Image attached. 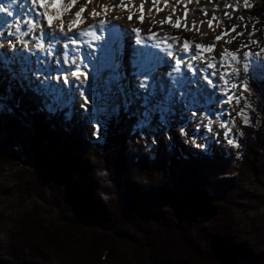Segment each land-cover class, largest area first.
<instances>
[{"label": "trees", "instance_id": "16d2710c", "mask_svg": "<svg viewBox=\"0 0 264 264\" xmlns=\"http://www.w3.org/2000/svg\"><path fill=\"white\" fill-rule=\"evenodd\" d=\"M40 99L0 85V264H264V90L239 155L128 136L124 112L100 144Z\"/></svg>", "mask_w": 264, "mask_h": 264}, {"label": "bare ground", "instance_id": "6f19581e", "mask_svg": "<svg viewBox=\"0 0 264 264\" xmlns=\"http://www.w3.org/2000/svg\"><path fill=\"white\" fill-rule=\"evenodd\" d=\"M16 1L17 0H11V1L2 0L0 2V23L5 19H6L5 23L7 22L8 18L6 16H8L10 10L12 13V9H13L11 3H15ZM41 2L43 4V0H41ZM65 2L66 0H53L51 5L52 7L51 9L48 8L47 14L45 15L44 19H41V17L36 19L35 16L30 17L31 19L29 21L31 25L34 26V27L32 26L29 27L31 28L32 31L35 32L37 28L41 27L43 22H45L46 27L49 29L51 28L50 32H52V34L54 33L53 36L56 37L54 43L55 46H51V48H49L46 46V44H48L49 41L53 42L51 36H47V33L45 32L43 27L42 30L38 32V36L36 37L39 44L38 45L39 51L41 53V56L36 57L38 58L36 59L38 60L37 63L39 67L38 69L41 70V72H38L37 70L38 73H42V74L50 73L49 70L43 71L41 64L44 63L47 69V67L53 65L51 63V59L53 56L56 57V60L61 59L62 61H65L69 65H71L70 66L71 69H69V71L72 73V71L78 67V63L81 60V57L79 56L80 47L91 46L90 47L91 52H89L88 49L86 50L87 53L89 52V54L86 55L88 57V60H90L89 65H87L88 77H89L87 84H89V82L92 83L91 90L89 92H84V89L87 87V84L81 86L79 82H77V79L71 73L70 76L69 75L67 76L68 80L67 82H65V87H69L73 82H75L79 86L77 89L78 93L80 89V93L83 95L81 96L79 93V97H81L84 102L86 99L88 102H92L94 104L96 103L95 105L97 106L98 109H100L101 115H103L102 113L105 112L106 108H104V105L101 103L97 104V98L96 95H94L95 94L94 85L95 82H98V80H96L98 74H100V72L105 73L104 69L106 68L107 69L106 73L109 76V78L112 79L111 82L113 83L115 82L124 83L126 79L129 78L132 81L128 83V89L129 90L132 89V91L139 92V88L141 84V77L139 75V71L141 70L143 72L144 67L149 66L147 57L153 54L157 59H159V62L156 64L154 69L155 72L153 73V76H151L153 77V82L159 84L160 87L167 88L168 81L172 80L171 89L173 88L177 89L182 96V99L178 101L180 102L179 105H186V106L188 105L187 108L192 111H196L197 108L201 107L203 109V116H204L201 119L205 120V122L208 124L209 129H213L214 127L221 126L223 128V131L225 132V138L227 139L226 142L231 143L228 139H232L234 141L233 146L236 145L239 146L241 142V136L239 135L240 132L235 126L233 121L234 114H236L235 107L236 105H238V101L234 99L235 98L234 96H236L238 92L236 94L237 90L233 88L232 85L238 84L241 81V73L236 65L239 64L241 61L246 64L253 65L254 61L256 60L255 55L249 53L247 58L243 56V58L241 59L237 58L236 55H235L236 58L233 59V54H224L223 52L222 54L218 55V52L223 49H226V45L228 44L226 38H224L223 36H219L220 39L217 40L216 38L218 36L216 35L214 38L215 41L211 43V46H206L202 42L196 43L195 42L196 39L195 40H193L192 38L189 39L185 35L182 38L173 36L175 34V31H178L177 30L178 28L181 27L184 28L188 26L191 27V26L189 25L187 19L188 13H185L184 17L176 20V22L173 21L168 16V14H170L171 11L169 0H161L160 2L156 1L155 2L156 5L154 8H151L153 6L150 5L143 7L139 0L138 3H134V5L130 7L128 10L140 13V16L139 17L137 16L134 19V17H132L131 15L121 16L123 14L119 12L121 14L119 15L118 18L120 22L119 24L120 26H117L118 25L117 23L119 22L114 23V22L104 21L103 23H98L96 19L97 11L95 12L92 11L88 15L89 20L90 17L92 18L90 21L88 20L89 24H86L87 19L81 18L80 19L81 22L83 21L82 26L79 27L75 24L67 26L66 30L68 32H74L75 30L78 31L76 32L75 39L73 38L70 45L65 44L64 41L62 42V45L64 46L63 51L60 53V55H57L59 53V51L55 52V48L56 47L58 48L59 46L57 40H60L64 36V32H65L61 19L62 14L67 10V6H65ZM247 6L248 4H244V7ZM21 10L25 12L27 9L22 8ZM78 18L80 17L78 16L77 18H75L74 21H76V19ZM19 19H22L23 23H21V20ZM19 19H18L19 27L17 28L16 31L20 34L17 35V37H24L25 30L22 29V25H24V21L26 20V18L25 19L19 18ZM153 20H158L159 26L157 24L156 27L155 24L153 23ZM57 22H59L58 25ZM53 26L59 27L60 32H53L52 31ZM61 29H63V31H61ZM69 29H71V31H69ZM191 29L194 32L200 34V37L202 38L203 35H209V34L211 35L215 31L216 26L214 27L212 24L209 25L208 23L199 26H193L191 27ZM129 31L130 34L128 33ZM156 31L159 32H157L156 34ZM104 32L106 33V37H102V34ZM171 32L174 34H172ZM137 34L138 36H136ZM129 35H134V37L128 38ZM143 35H147L146 38H144ZM150 35L151 36L154 35L157 37L161 36V39L163 38L166 39L167 43L169 44L174 42L175 39L178 42H180V44L171 51H168L169 47L167 44L164 45L154 44L153 49H150L145 45L147 44V42L145 41L149 40ZM124 42H129V43L124 44ZM102 43L104 44V47H106L107 49L101 48L100 45ZM123 45L129 47L128 49L130 50L129 52L130 54L134 51L133 59L136 57V59L138 60L141 59L143 62H145L142 64V68H139L137 65H135V63L132 65L131 68L129 66V61L128 63L123 61V58L121 56L123 51V49L121 48L123 47ZM136 46L139 48L137 51H135ZM45 54L48 56H45ZM242 62L241 64H243ZM47 64L49 65L47 66ZM63 65L65 66V64ZM182 65H185L187 68L186 74L181 73ZM261 66L264 68V63H262ZM54 67L57 69L55 63H54ZM60 67L58 68L59 69L63 68ZM92 68L96 69L97 71L92 72L91 71ZM65 69H67V67ZM191 69H195L193 73H191ZM58 71L57 73H59L63 78L68 73V70L66 72H64L63 70L59 72ZM237 72L239 73V75L236 74ZM173 73L174 76H172ZM189 74L192 75L191 78L189 77ZM37 76H41V75L37 74ZM203 79H205L206 81H204ZM191 80L194 81L197 80L196 84L198 86L202 85L204 87L203 91L201 92L202 93L201 97L199 96V98L202 100L200 104H198L199 98L196 96V93L193 92V88H190L189 83ZM219 83L222 84L220 85ZM207 85H209V87H207ZM50 86H52V84L46 81L45 88L50 89ZM106 86L109 87L107 83ZM212 86L215 87L213 92L215 94V97L213 99H209L205 95V91L211 89ZM238 88H239L238 91L241 92L242 87L240 84H238ZM63 89L64 87H62V90ZM150 94H151V98H144V99L149 101L151 104L154 103L155 100L159 97L160 91L158 89H151ZM218 94L220 95L218 96ZM53 95L55 100H57L59 103H62L63 100L61 98L58 99V97L62 95V91L56 90V93ZM177 95L178 94L175 95L176 100H178ZM223 95H224V99L222 100V102H220L221 96ZM228 96H230L229 100L233 98L234 101L233 99L231 101H228L227 100ZM121 99H118V102H116L115 100V104L113 108L112 106L110 108L111 112L113 111L116 112V108L117 106L120 105ZM146 100L143 103L145 104L144 106L152 108L153 110L149 111L151 115L148 112L147 113L145 112V114L147 115L146 117H144L146 118V120L145 119H144L145 121L143 120L145 124L144 126L143 125L139 126L140 128H149L150 126H153L157 123L153 121V114H159L161 116V120L166 121L167 117H165V115H167L170 112V110L173 109L171 105L175 104V103L171 105L167 104L166 107H160L155 105L150 107L147 106L150 104ZM165 100L168 103L171 101V95H169V93L165 96ZM194 100L196 102H194ZM207 100L208 102H204ZM235 101L237 102L236 105L233 104V102ZM65 103H70L71 105L67 106L65 105ZM73 104H74V99L69 98V101L63 102L62 107L63 108L72 107ZM99 104L101 105L99 106ZM145 109L146 111L149 110L147 108ZM247 110L248 108L245 109V112H247Z\"/></svg>", "mask_w": 264, "mask_h": 264}, {"label": "rangeland", "instance_id": "374dc122", "mask_svg": "<svg viewBox=\"0 0 264 264\" xmlns=\"http://www.w3.org/2000/svg\"><path fill=\"white\" fill-rule=\"evenodd\" d=\"M68 1H69V3H68ZM156 1L160 2L161 0H142V1L140 0L143 7L150 5V6H153L151 8L155 7ZM182 1H184V2H182ZM49 2L52 5L53 0H50ZM138 2H139V0H66L65 6H67V10H66V12H64L62 14V17H61L63 28L67 29L68 25H73V24H75L79 27L82 26L83 21L81 22V20H80L81 18L87 19L86 24H89V21L92 18L90 17V20H89L88 15L92 11L93 12L97 11V18L96 19H97L98 23H103L104 21L114 22V23L119 22L118 18H119V15H121V14H123L121 16L131 15L135 19V17L140 16V13L135 12V11H129L128 9L130 7H132L134 5V3H138ZM169 2H170L171 11H170V14H168V16L173 21L176 22V20L184 17L185 13H188L187 19H188L189 25L191 27L199 26V25H203V24H208L210 20L212 21V25L214 27L216 26V29L214 31L215 33L213 32L211 35L210 34L209 35H203L202 38L200 37V34H198L197 32H194L191 29V27H189V26L184 27V28L181 27V28L177 29L178 31H175V34L171 32L172 34L177 35L176 37L182 38L185 35L189 39L190 38H192L193 40L196 39L195 40L196 43L202 42L206 46H211V43H213L215 41L214 38L216 35L218 37L223 36L224 38H226L228 44L226 45V49H223V50L218 52V55L222 54V52L224 54H231L229 52H232V53L235 52L234 54L235 55L238 54V58L241 59V58H243L245 52H247V53L253 52L256 54L259 53V55H257V56H262L261 59L264 60V34L261 32L260 28L257 27L258 24H257L256 20L249 15V12L252 10L253 5H254L253 2H251V1L248 2V0H169ZM244 4H248V6L244 7ZM51 5L48 6L49 9H51V7H52ZM36 7H37L36 5L33 7L32 6H22L21 7V9L22 8L27 9L25 11L26 13L23 10H21V11H23V14L25 13L23 15V19L26 18V20L24 21L25 26L28 24V22L30 23V21H29L31 19L30 17L35 16L36 19L39 18V17H37L38 13L36 11ZM48 8H47V11H48ZM47 11H46V13H44L41 16V19H44L45 15L47 14ZM80 13H82L83 16ZM84 14H85V17H84ZM77 15L80 18H78V19H76V21H74L75 18L78 17ZM213 17H215L216 19L213 20ZM20 18H22V17H20ZM19 20H21V23H23L22 19H19ZM58 23L59 22H57V25H58ZM153 23L157 27L158 20H153ZM117 24H118L117 26H120L119 25L120 22ZM30 26H32L31 23L28 25L27 29L26 28L24 29L25 30V36L22 38V40L19 42H16V45H13L12 47H9V42L11 41V38L13 37V33L0 38V53H1L0 58L4 60V67L5 68H6L7 63H8L7 59L10 56L8 51L12 52V51H14V49L16 50V46H17V48L26 49V50H30L32 47H36V44H38V40H37L36 36H38V32L42 30V27L45 30V32L47 33V36H51V38L53 39V42L49 41V43L46 44V46L49 48H51V46H55L54 43H55L56 37L53 36L54 33L52 34V32H50L51 28L49 29L46 27L45 22H43L42 26L38 27L39 29L37 28V30L35 32L32 31L31 28H29ZM158 26H159V24H158ZM4 27L5 26H3V28ZM32 27H34V26H32ZM233 27H235V31H232ZM163 29H165V28H163ZM0 31H2L1 28H0ZM52 31L53 32H60V29H59V27L53 26ZM77 31L78 30H75L74 32H68L67 31L64 35V38H61L62 40L61 39L57 40L58 45L61 44V42H63V41H65V43L69 42L70 41L68 39V38H70L69 35H72L71 37L73 38V36L76 34ZM157 32H159V31H156V34H157ZM128 33L130 34V31ZM14 34L19 35L20 33L15 32ZM133 34H134V32H133ZM136 36H138V34ZM130 37L133 38L134 35H129L128 38H130ZM144 38H146V37L144 36ZM50 42L52 44H50ZM126 43L128 44L129 42H124V44H126ZM3 45H4V49L2 51L1 47ZM128 48L129 47L128 46L126 47V45L125 46L123 45V47L121 48V49H123L121 56L123 58V61H125L127 63H128V60H126V59H128L130 56V53H129L130 50ZM138 49L139 48L136 46L135 51H137ZM14 52H18V51H14ZM60 53L61 52H59L57 55H60ZM13 54L18 55V53H13ZM45 56H48V55L45 54ZM17 62H19V60L14 58L11 61V67L12 68H10L9 66L7 67L8 69L6 68L8 70V72L12 70V72L14 74L10 73V72L6 73L5 69L1 65H0V73L5 74L6 77L18 76V80H20L21 78L24 80V78H23L24 75H21V72L14 68L16 66ZM33 62H34V60H33ZM241 62L239 63V69H240V73H241L240 84L242 85L241 87H243V84H245V83L247 84L248 89H249V94L246 93L248 91H245L242 88L241 92L238 93L235 97L236 100H239V104L235 108L236 114L234 115L235 120L233 119V121H235L234 124L238 130H239L238 125H240V123H246L249 119V113L251 111H253V109L254 110L256 109L257 99L260 96L259 85L261 82H264V74L256 69V68H259V65H256L255 63H253V65H251V66L248 65L247 66L248 70H247V72H245L244 71L245 64L243 62H242L243 64H241ZM51 63L53 65H51V66L47 67V69L45 68V70H43V71L49 70V72H50L49 74L38 73V72H41V70L33 68L34 64H31L30 71H28L29 67H27V66L23 67L22 71H24L26 76H28L29 78H31L32 76L35 77V79L31 83H29V79H26V78L23 81V85H25V83L27 82V85H26L27 86V94L31 93L33 88L36 87L33 85L35 83H37V81L40 79V77H43L44 81H48V82H50V84H52V86H50V90H48V92H50L51 94H55L56 90L62 91V95L58 97V99L61 98L63 100L62 103H60L61 105L63 104L64 101L68 100V98H70V97L74 99L73 106L68 108L69 109L68 115H70L72 112L73 113L75 112L79 116H82L84 118L85 122H88L92 118V121L94 120L93 123L95 125V128L99 129V132L104 131L103 129L105 128V124L108 121H110L114 116H120V110H123L124 112H126V114L128 116H131L132 121L134 120L133 123L129 124L130 126H127V128H125L124 132L128 136L130 133H133L136 128H140L139 126H142V125L144 126V124H145L144 121L146 120V118H144V117L147 116L145 114V112L146 113L148 112L151 115V113L149 111H151L153 109L149 108V107H145L144 106L145 104H143L146 99L142 98L140 96L139 92L132 91V89L131 90L128 89V83L132 80L127 78L124 83L123 82L113 83V82H111L112 79H110L106 73V71H107L106 68L104 69L105 73L100 72V74H98V77L96 78V80H98V82H95V85H94L95 86V90H94L95 94L94 95H96L97 104L98 103L103 104L104 108H106L105 112H103L102 113L103 115H101L100 109H98L97 106L95 105L96 103L94 104L92 102H88L86 106L82 107V105H85V102L83 101V99L81 97H79L80 89H79V93L77 91L79 86L75 82H73L71 84V86L65 87L64 78L59 73H57L58 70L59 71L63 70L64 72H66L68 70V73L66 76H68V75L70 76L71 72L69 71V69H71L70 68L71 65H69L65 61H62L61 59L56 60L55 57H53L51 59ZM54 63L57 66V69L54 67ZM42 64H44V63H42ZM63 64H65L67 69H65L66 67ZM48 65L49 64H47V66ZM60 66L63 67L65 70L63 68L59 69L58 67H60ZM33 70L36 72H34ZM37 70H38V72H37ZM91 71L96 72L97 70L92 68ZM37 74L41 75V76H37ZM56 75H57V77H56ZM44 81H42V82H44ZM13 82L14 81L11 80L10 84L12 85ZM77 82H79V81L77 80ZM106 83H107V85H109V87L106 86ZM120 83H122V84H120ZM136 86H138V85H136ZM62 87H64L63 90H62ZM89 87L84 89V92H89L91 90L92 83ZM119 87H120V89H119ZM55 88H56V90H55ZM37 92L38 93L40 92V94L44 95V92L42 90L38 89ZM80 95L83 96L81 93H80ZM122 97H124V98H122ZM53 98H54V95H53ZM47 99L50 100L49 97H47ZM118 99H121L120 105L117 106L116 112L115 111L111 112L110 111L111 106L113 108V106L115 104V100H116V102H118ZM52 101H53V99H52ZM54 101L58 102L55 99H54ZM45 102H46V104H48L47 103L48 101H45ZM147 102H149V101H147ZM236 103L237 102L235 101V105H236ZM101 104H99V106ZM149 104H150V102H149ZM65 105L69 106L71 104L65 103ZM153 105L154 104L151 103L150 105H147V106L151 107ZM245 107L248 108L247 112H245V109H246ZM48 108H51V106L48 105ZM145 108H147L149 110L146 111ZM182 109H183L182 107L178 108V112H179V114H181V116H178V119H180L183 114H186V111H181ZM95 115H97L96 119L94 117ZM160 120H161V116L159 114H153V121L155 123L156 122L157 123L153 126H150L147 129L151 130L152 132H155L157 127H161L160 123L165 122L163 120L162 121H160ZM184 120L185 119L176 120L175 122L174 121L172 122L173 132L176 135L180 134L181 131H182V133L185 131L186 133H189V135L194 134V132H196L197 130L199 131L200 128L195 130V128H193L192 126L189 127L188 129L182 130L181 125H182V122ZM186 121H187V119H186ZM140 129H143V128H140ZM211 130H213V132H217V130H220L219 132H221V133H217L215 135H212V133L208 135L210 137L212 136L213 142L220 143V144H227L228 143V142L224 143L227 141V139L225 138V132L223 131V128L221 126L220 127H218V126L214 127ZM214 130H216V131H214ZM141 132H143V130ZM165 132L167 134L166 139H170L172 131L167 129ZM94 135H95V133H94ZM100 141H102V138H100L99 142Z\"/></svg>", "mask_w": 264, "mask_h": 264}, {"label": "snow or ice", "instance_id": "6c2138e0", "mask_svg": "<svg viewBox=\"0 0 264 264\" xmlns=\"http://www.w3.org/2000/svg\"><path fill=\"white\" fill-rule=\"evenodd\" d=\"M33 3H34V4L41 3V6H42V2H41V0H33ZM41 15H43V14L41 13ZM129 19H131V18H129ZM215 19H216V18L213 17V20H215ZM211 24H212V21L210 20V21H209V25H211ZM49 27H50V26H49ZM61 31H63V29H61ZM69 31H71V29H69ZM232 31H235V27H233ZM216 39L219 40L220 38L217 37ZM254 42H255V41H254ZM248 55H249V53H247V52L244 53L245 58H247ZM256 55H259V53H257ZM235 58H236V56H235V54L233 53V59H235ZM247 70H248V67H247V64H245L244 71L247 72ZM71 74H72V75H73V76L79 81V84H80L81 86L87 84V82H88V78H89V77H88V66L84 65L82 69H81L80 67H77L75 70L72 71ZM236 74L239 75L238 72H237ZM81 78H82V79H81ZM64 80H65V82H67V80H68V79H67V76L64 77ZM232 87H233V88H236V87H237V84H233ZM243 88H244L245 91H248V90H249V89H248V86H247L246 83L243 84ZM229 97H230V96L227 97V100H228V101H231L233 98H232L231 100H229ZM231 97H232V96H231ZM87 103H88V101L85 99V105H82V107L86 106ZM231 131H232V130H231ZM240 135H243V133H241ZM228 140L231 142L230 145H233V144H234V141H233L232 139H228ZM194 146L197 147V148H201V149L205 148V146H204V145H201V144H196V145H194ZM236 146L238 147V145H236Z\"/></svg>", "mask_w": 264, "mask_h": 264}, {"label": "water", "instance_id": "95a60500", "mask_svg": "<svg viewBox=\"0 0 264 264\" xmlns=\"http://www.w3.org/2000/svg\"><path fill=\"white\" fill-rule=\"evenodd\" d=\"M107 257H109V256H107Z\"/></svg>", "mask_w": 264, "mask_h": 264}]
</instances>
